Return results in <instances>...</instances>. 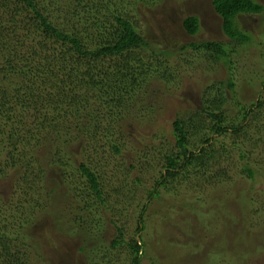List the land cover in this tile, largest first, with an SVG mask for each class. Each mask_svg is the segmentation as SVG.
Here are the masks:
<instances>
[{"label": "trees", "instance_id": "trees-1", "mask_svg": "<svg viewBox=\"0 0 264 264\" xmlns=\"http://www.w3.org/2000/svg\"><path fill=\"white\" fill-rule=\"evenodd\" d=\"M160 2L0 0V183L12 180L11 195H0L8 204L5 206L10 205L9 214L0 213V264H32L33 254L40 262L42 259L41 264H53L45 253L52 248L58 261L66 246L62 237L81 244L87 264H111V253H103L121 248L129 254L131 264H141L151 254L147 209L152 199H159L162 193L175 194L189 175L206 174L218 153L213 143L229 132L238 140L243 138L239 140L243 143H250V129L258 127L261 134L264 100L243 107L230 119L225 91L235 89L231 78L207 85L201 109L179 113L171 123L169 137L163 126L156 128L159 123L148 133L142 123H157L154 119L162 113L159 101L148 98L150 86L173 79L170 57L204 50L212 63L231 64L230 50L222 43H190L176 50L154 44L138 23V8ZM213 7L223 20L225 35L235 44L251 43L238 17L261 14L262 4L213 0ZM183 27L195 37L201 30L200 20L188 16ZM140 103L144 109L139 108ZM131 128H136L135 137L150 139L160 163L155 165L157 176L153 173L157 182L139 213L143 217L137 230L141 241L127 238L123 210L116 208L127 200L123 189L136 192L126 181L112 182L104 166L94 160L99 156L111 164L106 158L110 151L113 156L109 158L123 156L120 138L129 135ZM163 136L170 138L167 150L161 142ZM137 141L146 144L143 139ZM238 147L242 174L257 182L260 174L251 165L250 153ZM220 152L227 154L225 148ZM14 172H18L16 179L11 177ZM34 179L42 183L45 193L12 204L15 192L23 195L34 190ZM19 182L24 183L20 188ZM135 182L143 184L141 177ZM114 201L117 205H112ZM258 203L264 206L252 199L243 205L252 211ZM101 213L107 214L117 231L106 250L99 242L92 243L106 225L102 217L97 219ZM44 225L49 226V232L39 230Z\"/></svg>", "mask_w": 264, "mask_h": 264}, {"label": "rangeland", "instance_id": "rangeland-1", "mask_svg": "<svg viewBox=\"0 0 264 264\" xmlns=\"http://www.w3.org/2000/svg\"><path fill=\"white\" fill-rule=\"evenodd\" d=\"M255 1L264 6V0ZM138 10L141 11L137 17L140 27L150 35L154 44L163 49L176 50L190 43L218 42L229 48L231 56V64L212 63L204 50L189 51L181 55L178 53L175 57H170L172 66L169 70L174 71L173 79L164 84L154 81L156 83L150 86L149 96L147 95L148 98L152 97V101H159L160 106L157 107L162 110L161 115L154 119L157 123H142L149 129L148 133L159 123L156 128L163 126L167 133L165 136L169 137L171 123L179 113L201 109L203 89L213 81L231 78L235 82L232 92L222 87V90L227 89L224 90L228 96L225 109L230 119L236 118L243 107L249 108L264 100V11L258 15L244 14L238 17L241 30L252 38L251 43L239 45L223 32V20L216 13L213 0H161L158 5L141 6ZM188 16H197L200 20L201 30L195 37L190 36L183 27V20ZM160 60L164 61L163 58ZM138 106L144 109L141 103ZM257 129L258 127L250 129V143H243V138L239 141L241 139L238 140L229 132L219 140L220 143L224 142L223 145L218 141L213 143L218 153L211 163L214 166H210L206 174L189 175L185 184L177 186L179 191L176 190L175 194L162 193L159 199H152L147 209L151 216L147 231L151 254L141 264H264V206L258 203L253 206L255 208L252 211L244 206V202L251 199L264 203V128H259L261 134H258ZM128 130L131 133L123 134L124 137L120 138L123 156L112 159L109 158L112 152H107L106 158L111 164H106L99 156L93 157L101 168L104 166L112 182L117 179L126 181L130 189L137 193H131L124 187V199L127 200L121 201L116 208L123 210L122 223L128 231L127 238L141 241L137 230L143 217L139 213L149 200L148 191L157 182V179L153 180V173L157 176L155 165L160 163L157 162L158 153L150 146V139H144L140 135L139 138L135 137L136 128ZM167 137L163 136L161 141L165 150L169 148L167 141L170 138ZM142 139L146 144L137 141ZM235 142L241 144L236 146ZM238 146L250 153L251 165L260 174L257 182H252L242 174ZM223 148L227 150L226 155L219 153ZM131 166L135 168L132 169ZM53 172L50 183L54 177ZM16 175L18 172L12 173V179H16ZM139 177L142 178V185L135 182ZM8 179L0 183V195L4 198L12 193V180ZM46 181L48 183V179ZM36 183L33 184L36 186L34 190L23 195L20 191L15 192L12 204L26 200L31 194L38 198L43 195L45 187L42 183ZM23 185L24 183L19 182L18 188ZM115 203L114 201L112 205H117ZM5 205L8 204L0 199V213L4 216L10 213V205ZM101 217L106 225L101 231H97L99 237H95L92 243L99 242L102 250H106V245H110L117 231L109 223L107 214L98 215L97 219ZM43 228L49 232V226H40L39 230L43 231ZM62 239L66 240V246L62 255L59 254L61 258L58 261V254L52 248L48 247L45 253L53 264H87V255L80 251L81 244L70 238ZM110 253L111 264H131V258L128 253H124L123 248L112 249L103 255ZM41 263L42 259L40 262L33 254L32 264Z\"/></svg>", "mask_w": 264, "mask_h": 264}]
</instances>
